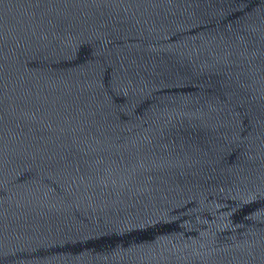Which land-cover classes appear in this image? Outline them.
Masks as SVG:
<instances>
[{
	"label": "water",
	"instance_id": "water-1",
	"mask_svg": "<svg viewBox=\"0 0 264 264\" xmlns=\"http://www.w3.org/2000/svg\"><path fill=\"white\" fill-rule=\"evenodd\" d=\"M0 264H264V0H0Z\"/></svg>",
	"mask_w": 264,
	"mask_h": 264
}]
</instances>
